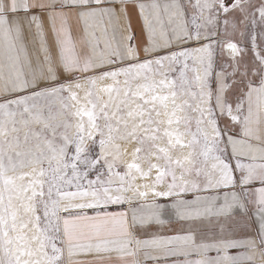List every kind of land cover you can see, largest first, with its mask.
Here are the masks:
<instances>
[{"label": "snow or ice", "instance_id": "6c2138e0", "mask_svg": "<svg viewBox=\"0 0 264 264\" xmlns=\"http://www.w3.org/2000/svg\"><path fill=\"white\" fill-rule=\"evenodd\" d=\"M171 257L264 264V0H0V264Z\"/></svg>", "mask_w": 264, "mask_h": 264}, {"label": "crops", "instance_id": "0c3cea01", "mask_svg": "<svg viewBox=\"0 0 264 264\" xmlns=\"http://www.w3.org/2000/svg\"><path fill=\"white\" fill-rule=\"evenodd\" d=\"M140 2H143V3H146V4H149L152 2V0H140ZM159 2L162 4L165 2V0H159ZM133 27L135 29V31L137 32V34H139V31H140V26H139V23L137 20H133ZM117 40L119 39V33H117ZM229 152H230V155H231V149L229 148ZM180 228V225L179 224H174L172 225L170 228L166 227L164 230H163V234H166V235H170V234H174L175 231H178ZM236 238H241L240 236H237ZM237 251H245V249H231L230 250V253L231 254H236ZM211 255H215V253H211ZM183 257H171L169 258L168 260H161L160 261V264H173V261L174 260H182ZM259 260V258H257ZM149 264H152V262L150 261Z\"/></svg>", "mask_w": 264, "mask_h": 264}, {"label": "rangeland", "instance_id": "374dc122", "mask_svg": "<svg viewBox=\"0 0 264 264\" xmlns=\"http://www.w3.org/2000/svg\"><path fill=\"white\" fill-rule=\"evenodd\" d=\"M228 155L230 156V152H229V150H228ZM221 195H222V193H221ZM124 207L127 208V205H125ZM109 210H110V211H117V210H120V209L117 208V207H115V206H113V207H110ZM89 214H92V213L89 212ZM156 230H157V229H155V228L152 229V231H156Z\"/></svg>", "mask_w": 264, "mask_h": 264}]
</instances>
